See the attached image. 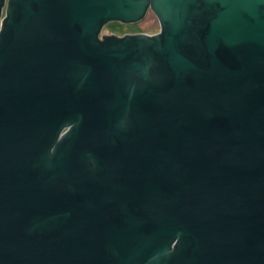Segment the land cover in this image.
Here are the masks:
<instances>
[{
	"label": "water",
	"instance_id": "95a60500",
	"mask_svg": "<svg viewBox=\"0 0 264 264\" xmlns=\"http://www.w3.org/2000/svg\"><path fill=\"white\" fill-rule=\"evenodd\" d=\"M2 13L0 264H264V0Z\"/></svg>",
	"mask_w": 264,
	"mask_h": 264
},
{
	"label": "rangeland",
	"instance_id": "374dc122",
	"mask_svg": "<svg viewBox=\"0 0 264 264\" xmlns=\"http://www.w3.org/2000/svg\"><path fill=\"white\" fill-rule=\"evenodd\" d=\"M147 22V23H145ZM159 29L158 20L155 18V15L150 11L144 17V21L141 23L131 22L124 23L121 21H109L102 26V32H109L115 35L125 34L129 31L139 32L141 30L146 32H154Z\"/></svg>",
	"mask_w": 264,
	"mask_h": 264
},
{
	"label": "flooded vegetation",
	"instance_id": "af4514ba",
	"mask_svg": "<svg viewBox=\"0 0 264 264\" xmlns=\"http://www.w3.org/2000/svg\"><path fill=\"white\" fill-rule=\"evenodd\" d=\"M151 12V13H153L154 15H155V18L158 20V23H159V19H158V17L156 16V14H155V12L153 11V10H151L150 8H148L147 10H146V12L144 13V15L140 18V19H138L137 21H135L136 23H141L142 21H144V17L146 16V14L148 13V12ZM112 21V20H111ZM109 22V21H108ZM107 23V22H106ZM124 23H126V22H124ZM145 23H147V22H145ZM102 29V28H101ZM159 33H161V28H160V25H159V29L157 30V31H154V32H146V31H143V30H141V31H139V32H135V31H129V32H127V33H125V34H123V35H121V34H118V35H115V34H112V33H109V32H102L101 30H100V32H99V34H98V37H99V40L100 41H108V40H111V39H132V40H137V39H140V36L141 35H144V36H147V37H152L153 39H156L158 36V34ZM139 43V42H138ZM135 79H136V75H132V77H131V81H132V83L134 84L135 82ZM122 124H123V126L124 127H126V122L124 123V122H122ZM64 131V130H63ZM93 168L94 167V163H93V161H92V159H90V161H89V168Z\"/></svg>",
	"mask_w": 264,
	"mask_h": 264
},
{
	"label": "built area",
	"instance_id": "2783aa9c",
	"mask_svg": "<svg viewBox=\"0 0 264 264\" xmlns=\"http://www.w3.org/2000/svg\"><path fill=\"white\" fill-rule=\"evenodd\" d=\"M3 17H4V13H2V15H1L0 22L3 19ZM0 26H1V23H0Z\"/></svg>",
	"mask_w": 264,
	"mask_h": 264
}]
</instances>
